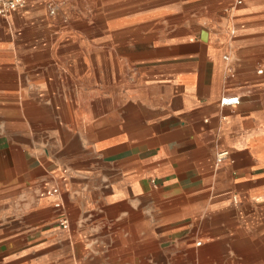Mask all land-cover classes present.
<instances>
[{"label":"crops","instance_id":"obj_1","mask_svg":"<svg viewBox=\"0 0 264 264\" xmlns=\"http://www.w3.org/2000/svg\"><path fill=\"white\" fill-rule=\"evenodd\" d=\"M0 264H264V0L0 18Z\"/></svg>","mask_w":264,"mask_h":264},{"label":"built area","instance_id":"obj_2","mask_svg":"<svg viewBox=\"0 0 264 264\" xmlns=\"http://www.w3.org/2000/svg\"><path fill=\"white\" fill-rule=\"evenodd\" d=\"M235 4H241L244 0H233ZM27 0H0V18H6L11 13L22 9ZM52 12V10L50 11ZM239 103L238 96H231V97H223L220 100V104H237ZM226 150H221L216 155V161L218 163L222 162L223 159L227 156ZM59 207V204H56ZM59 224L65 228L67 226V220L65 218L59 219Z\"/></svg>","mask_w":264,"mask_h":264}]
</instances>
